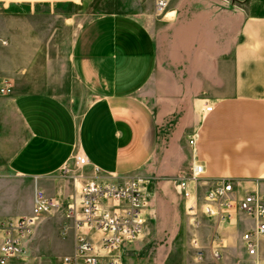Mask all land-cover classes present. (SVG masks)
Returning a JSON list of instances; mask_svg holds the SVG:
<instances>
[{"label":"crops","instance_id":"crops-1","mask_svg":"<svg viewBox=\"0 0 264 264\" xmlns=\"http://www.w3.org/2000/svg\"><path fill=\"white\" fill-rule=\"evenodd\" d=\"M34 6L47 21L30 14L0 20V38L12 45L0 63V88L12 89L0 95V223L32 216L36 190L55 198L65 217L66 205L79 200L73 176L85 177L79 190L96 168L110 181L144 183L146 222L186 230L193 221L176 185L195 165L203 167L200 196L231 180L238 200L264 197V0H171L166 17L156 16L152 0L147 15L91 20L74 0ZM77 152L90 163L79 173L69 168ZM198 214L191 245L198 240L201 262L264 264V236L259 259L243 240L264 217ZM65 221L45 254L35 253L30 231L15 264L73 254L76 233ZM63 246L68 253L58 255Z\"/></svg>","mask_w":264,"mask_h":264},{"label":"built area","instance_id":"built-area-1","mask_svg":"<svg viewBox=\"0 0 264 264\" xmlns=\"http://www.w3.org/2000/svg\"><path fill=\"white\" fill-rule=\"evenodd\" d=\"M170 2L171 0H154L156 16L166 17ZM7 43L0 38L1 46H6ZM11 93L12 89L9 87L0 88V95ZM211 110V107L207 108V111ZM190 143L193 144V141ZM73 160L75 166L80 168L90 164L81 152H77ZM202 172L203 167L195 165L192 176L178 178L176 185L177 192L187 201V213L195 226H200L199 211L207 218L220 221L230 219L236 210L250 217H264V197L247 193L238 200L231 180L214 184L200 196L196 188ZM84 178L81 174L73 176L79 200L75 197L66 205L65 218L73 223L76 233L75 247L73 254L62 258L61 264H124V245L137 240L145 227V185L135 177L121 182L110 181V177L100 176L96 168L95 175L87 179L78 190V181ZM60 207L61 204L55 198L36 190L32 216L1 222L0 231L4 236L0 246V264H15L24 253L23 239L25 234L31 231L34 219L43 214H51ZM63 231L66 233V229ZM260 236H264V221L243 235L249 256L256 259L260 258ZM214 240L220 241L219 237ZM192 244L195 259L201 262L204 259V251L198 240H193ZM211 258L213 262H217L220 259V251L213 250Z\"/></svg>","mask_w":264,"mask_h":264},{"label":"rangeland","instance_id":"rangeland-1","mask_svg":"<svg viewBox=\"0 0 264 264\" xmlns=\"http://www.w3.org/2000/svg\"><path fill=\"white\" fill-rule=\"evenodd\" d=\"M78 3L83 17L91 20L98 16L107 14H127V15H147L151 13L152 0H74ZM44 0H0V20L5 17L18 19L21 15L30 14L38 24L47 21V17L42 16L41 10L37 9L34 4L42 3ZM25 7V11L19 12V8ZM30 7V11H29ZM40 22V23H39ZM12 45L0 46V63L7 60L5 53ZM62 99L68 104L76 107L75 102L70 96L63 95ZM70 169L78 173L83 168L70 163ZM44 218L41 225L36 229H32L33 235L29 237V242L34 246L35 253L45 254L48 247H52L54 242L62 238L61 229L66 223L63 217V209L55 210ZM189 220V218H188ZM190 229L177 228L173 222L155 221L148 223L143 229L141 237L130 243L131 252L123 257L124 264H206L204 262L197 263L195 261V250L191 242L193 230L196 229L194 224H190ZM69 240V239H67ZM72 240V239H71ZM68 249L64 246L58 251V255L68 253ZM62 257L45 259L43 263L36 261L33 264H61ZM23 263L20 261L19 264Z\"/></svg>","mask_w":264,"mask_h":264}]
</instances>
